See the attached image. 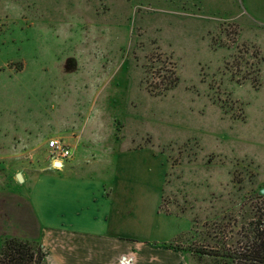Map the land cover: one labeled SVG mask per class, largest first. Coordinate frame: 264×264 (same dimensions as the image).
Listing matches in <instances>:
<instances>
[{
  "label": "rangeland",
  "instance_id": "374dc122",
  "mask_svg": "<svg viewBox=\"0 0 264 264\" xmlns=\"http://www.w3.org/2000/svg\"><path fill=\"white\" fill-rule=\"evenodd\" d=\"M53 138L83 169L148 148L128 167L172 216L140 237L205 264L190 247L264 198V0H0V245L35 232L24 173L60 167Z\"/></svg>",
  "mask_w": 264,
  "mask_h": 264
},
{
  "label": "crops",
  "instance_id": "0c3cea01",
  "mask_svg": "<svg viewBox=\"0 0 264 264\" xmlns=\"http://www.w3.org/2000/svg\"><path fill=\"white\" fill-rule=\"evenodd\" d=\"M129 147L121 142L102 148L99 157L90 154L85 169L76 167L73 157L65 164L53 161L60 167L46 173H24V182L35 183L24 196L35 221L28 236L40 244L47 264H121L123 257L129 264H187L184 253L167 248L166 241L140 237L150 234L156 215H172L158 210L162 195L156 199L150 168L146 180L135 179L128 167L134 156L144 159L148 148Z\"/></svg>",
  "mask_w": 264,
  "mask_h": 264
},
{
  "label": "trees",
  "instance_id": "16d2710c",
  "mask_svg": "<svg viewBox=\"0 0 264 264\" xmlns=\"http://www.w3.org/2000/svg\"><path fill=\"white\" fill-rule=\"evenodd\" d=\"M168 78L170 89L177 84L178 78L171 69ZM149 92L154 93L152 89ZM261 201L254 206L252 217L246 222L236 223L232 218L224 222V217L214 222L210 227L213 233L209 232L204 239L207 242L193 245L189 251L205 264H264V198ZM0 264L47 263L36 240L9 237L0 245Z\"/></svg>",
  "mask_w": 264,
  "mask_h": 264
},
{
  "label": "built area",
  "instance_id": "2783aa9c",
  "mask_svg": "<svg viewBox=\"0 0 264 264\" xmlns=\"http://www.w3.org/2000/svg\"><path fill=\"white\" fill-rule=\"evenodd\" d=\"M47 147L49 148V150L53 154L52 162L67 159L71 155L70 148L67 146V144L64 141H62L60 139H54V138L51 139L48 142Z\"/></svg>",
  "mask_w": 264,
  "mask_h": 264
},
{
  "label": "water",
  "instance_id": "95a60500",
  "mask_svg": "<svg viewBox=\"0 0 264 264\" xmlns=\"http://www.w3.org/2000/svg\"><path fill=\"white\" fill-rule=\"evenodd\" d=\"M16 177H17L18 181H22V176H21V174L18 173V174L16 175Z\"/></svg>",
  "mask_w": 264,
  "mask_h": 264
},
{
  "label": "bare ground",
  "instance_id": "6f19581e",
  "mask_svg": "<svg viewBox=\"0 0 264 264\" xmlns=\"http://www.w3.org/2000/svg\"><path fill=\"white\" fill-rule=\"evenodd\" d=\"M58 167V166H57Z\"/></svg>",
  "mask_w": 264,
  "mask_h": 264
}]
</instances>
